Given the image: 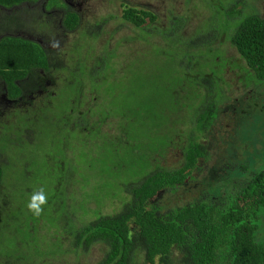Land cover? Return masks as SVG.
Wrapping results in <instances>:
<instances>
[{
	"label": "trees",
	"instance_id": "trees-1",
	"mask_svg": "<svg viewBox=\"0 0 264 264\" xmlns=\"http://www.w3.org/2000/svg\"><path fill=\"white\" fill-rule=\"evenodd\" d=\"M170 1L179 9L178 13L170 8L163 18L147 8L140 11L124 8L122 18L139 30L136 39L148 48L141 54L142 62L139 61L136 70L128 71L131 73L128 81L144 98L146 115L156 127L154 132L158 140L161 138L163 142L170 137L159 135L168 120V115H163L164 111L160 109L176 112L175 103L181 101L171 91L174 93L177 88L178 95L180 89L188 87L189 95L186 96L191 102L196 101L194 106L191 102L187 106L190 114L185 123L191 135L188 134L182 147V163L176 168L144 169L136 179L120 182L118 187L128 201L116 213L99 216L78 229L64 223L63 227L70 229L65 234L69 247L74 252L88 255L99 246L102 256L96 264H264V149L255 154L247 146L241 149L236 160L234 144H225L228 147L225 159L231 162L226 163L229 167L221 169L218 179L237 187L233 193L224 192L222 202L219 201L221 192L209 187L202 197L199 195L183 205L176 204L162 213L158 211L159 207H151V201L158 198L159 193H172L184 186L198 160L206 154L204 146L192 133L208 135L222 103L221 77L210 67L215 52L221 51V47L235 49L239 57L236 62L242 60L253 73L249 78L264 82V14L254 6L257 0ZM43 6L63 9L56 30L72 33L80 29L81 18L71 10L70 4L44 0ZM38 10L36 22L24 20L20 23L23 30L32 32L31 24L42 26L51 22L44 23L41 18L43 14L52 17L53 13ZM104 24L87 25L83 33L85 40L99 39ZM29 38L10 35L0 39V112L34 104L40 91L49 96L48 87H57L62 72L69 74L61 87L69 98L68 107L70 98L81 100L79 95H83L88 87L97 89L99 85L108 84L106 87L111 89L112 83L100 75V68L115 56V48L109 52L105 47L104 54L97 57H92L91 49L87 48L81 59V47L78 50L81 44L77 43L74 47L79 59L72 65L55 46L48 48ZM122 111L123 107L109 112L103 110L101 121ZM65 125H68L64 127L66 131L69 128L66 120ZM240 125L243 124L236 129H240L245 141L243 136L249 130ZM73 127L83 130L84 126ZM78 129L68 134V139ZM30 135L32 130L28 129L26 137L29 139ZM10 188L7 192L2 191L0 180L1 206L3 202L16 205L12 201H15L14 192L18 187L12 185ZM3 193L6 194L3 196ZM10 193L13 198H8ZM30 228L26 225L18 230L26 237L19 245L21 252L12 249L10 244L0 246V264H26L24 258L29 252L28 247L40 249L38 243L34 244L36 232L30 233ZM48 248V243H44L40 249L45 252L43 262ZM173 251H176V257H173Z\"/></svg>",
	"mask_w": 264,
	"mask_h": 264
},
{
	"label": "rangeland",
	"instance_id": "rangeland-1",
	"mask_svg": "<svg viewBox=\"0 0 264 264\" xmlns=\"http://www.w3.org/2000/svg\"><path fill=\"white\" fill-rule=\"evenodd\" d=\"M43 1H38L40 13L44 11L53 15L45 17L43 14L41 20L51 22L40 27L31 24L32 32H21V35L40 41L48 48L55 46L72 65L79 59L74 47L77 43L81 44L78 46L83 53L81 59L87 48L91 49L89 53L92 57L103 55L105 47L109 52L115 48V56L100 68V75L109 78L112 87H106L108 84L99 85L97 89L88 87L83 95H79L81 100L70 98L68 107L69 98L61 87L69 74L62 72L57 87H48L49 96L40 91L34 104L10 107L0 112L2 191L11 190L12 185L18 187L17 191L14 189L15 201L11 200L16 205L4 202L0 205V246L10 244L12 249L21 252L20 246L26 237L18 230L29 225L32 227L29 232H36L34 244L38 243L42 250L43 244L48 243L49 248L43 262L45 252L28 247L29 252L24 258L26 264H96L102 256L99 246L98 250L94 249L88 255L74 252L65 235L70 229L63 224H72L78 229L99 216L116 213L128 201L118 187L119 183L136 179L144 169L179 167L183 160L182 147L188 134L191 135L185 123L190 114L187 106L191 99L186 96L190 89H180L177 95L175 88L171 93L176 99H181L182 105L181 101L175 103L176 112L168 108L160 109L164 111L163 115H168V120H165L159 135L170 137L163 142L161 138L158 140L154 132L156 127L146 115L144 98L128 81L131 76L128 71L136 70L139 61L142 62L141 54H145L148 48L136 39L139 30L125 21L122 13L124 8L136 11L147 8L165 18L170 8L177 13L179 9L174 8L170 0H61L70 4L71 10L81 18L80 29L68 33L56 30L63 9H47ZM254 6L264 14V0L255 1ZM203 11H199L200 15ZM102 22L105 24L100 38L87 42L83 37L84 28ZM11 33L20 34L19 30ZM220 50L215 52L216 56L210 62L211 69L221 77L223 98L217 120L208 135L192 133V136L198 137L196 141L204 146L206 154L198 160L184 186L172 193H159L158 198L151 201V207H159L161 213L199 195L202 197L209 187L221 192L220 202L224 192L230 194L236 191V184L229 186L226 181L218 179L221 169L229 167L226 163L231 162L225 159L226 143L234 144L236 160L242 153L241 149L247 146L255 154L264 149V82L250 79L253 73L242 60L236 62L239 57L235 49L221 47ZM195 103L192 100L193 106ZM122 107L124 111L101 121L103 110L109 112ZM65 120L69 124L66 131L64 127L68 125L63 126ZM78 124L84 126L83 130L73 127ZM239 124L249 130L243 136L246 142L241 138L240 129H236ZM28 129L32 130L29 139L26 137ZM76 129L79 131L68 139V134ZM41 189L47 196V204L37 217L27 205L31 196ZM25 190L27 193H24ZM14 195L10 193L8 198ZM172 253L176 257V251Z\"/></svg>",
	"mask_w": 264,
	"mask_h": 264
},
{
	"label": "crops",
	"instance_id": "crops-1",
	"mask_svg": "<svg viewBox=\"0 0 264 264\" xmlns=\"http://www.w3.org/2000/svg\"><path fill=\"white\" fill-rule=\"evenodd\" d=\"M39 0H0V39L6 36H17L12 31L20 32L22 27L20 23L28 20L31 23L36 22L38 15Z\"/></svg>",
	"mask_w": 264,
	"mask_h": 264
},
{
	"label": "clouds",
	"instance_id": "clouds-1",
	"mask_svg": "<svg viewBox=\"0 0 264 264\" xmlns=\"http://www.w3.org/2000/svg\"><path fill=\"white\" fill-rule=\"evenodd\" d=\"M47 204V196L44 193L43 189L39 192L34 193L31 196L30 202L27 205V208L34 216H40L44 211V205Z\"/></svg>",
	"mask_w": 264,
	"mask_h": 264
},
{
	"label": "flooded vegetation",
	"instance_id": "flooded-vegetation-1",
	"mask_svg": "<svg viewBox=\"0 0 264 264\" xmlns=\"http://www.w3.org/2000/svg\"><path fill=\"white\" fill-rule=\"evenodd\" d=\"M22 32H28V31H25V30L22 29Z\"/></svg>",
	"mask_w": 264,
	"mask_h": 264
}]
</instances>
